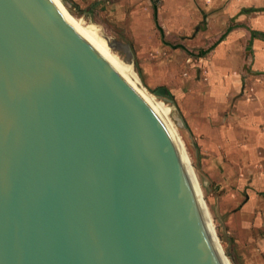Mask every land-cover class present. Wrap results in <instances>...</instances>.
<instances>
[{"label": "water", "instance_id": "obj_1", "mask_svg": "<svg viewBox=\"0 0 264 264\" xmlns=\"http://www.w3.org/2000/svg\"><path fill=\"white\" fill-rule=\"evenodd\" d=\"M199 202L167 126L57 4L0 0V264H224Z\"/></svg>", "mask_w": 264, "mask_h": 264}, {"label": "rangeland", "instance_id": "obj_2", "mask_svg": "<svg viewBox=\"0 0 264 264\" xmlns=\"http://www.w3.org/2000/svg\"><path fill=\"white\" fill-rule=\"evenodd\" d=\"M61 2L99 27L115 62L148 96L171 107L172 130L229 262L264 264V45L256 62L252 48L247 54L251 32L244 30L255 22L264 27V13L236 15L264 0ZM230 25L229 40L204 56L171 46L198 53Z\"/></svg>", "mask_w": 264, "mask_h": 264}, {"label": "bare ground", "instance_id": "obj_3", "mask_svg": "<svg viewBox=\"0 0 264 264\" xmlns=\"http://www.w3.org/2000/svg\"><path fill=\"white\" fill-rule=\"evenodd\" d=\"M53 1L57 4V6L60 8V10L63 12V14L68 18V20L77 28V30L92 44V46L97 50V52L101 55V57L110 65V67L116 73H118L121 76V78L127 84H129L136 92H138L145 99V101L148 103V105L150 106L152 111L167 126V128L169 129L170 133L172 134V136L174 137V139L176 141L178 151L181 155V159H182V161H183V163L187 169V173H188V176L190 177V180H191L192 186L194 188L195 194L197 196V199L200 201L199 203L201 204V198H200V193H199V190L197 187V183L191 174L188 163L186 161V157L183 154L181 145H180L179 141L176 140V138H175L176 132L174 133V131L172 130V127H171V123L169 120V114L171 113V107L165 105L162 102H158V101L154 100L153 98H151L150 96H148L144 92V90L142 89L140 83L133 76L128 74L124 69H122L115 62L114 57L108 48L106 39L100 33L99 27H97L93 24H88V23L84 22L82 19L76 18L73 15H71L67 11V9L64 7L61 0H53ZM204 217H205V222H206V226L208 228V231L211 232V235L213 236V234H212L213 225H212V222L209 218V215H205ZM215 245H217V241H216ZM221 258H222L224 264H231L227 258H224L223 256H221Z\"/></svg>", "mask_w": 264, "mask_h": 264}, {"label": "crops", "instance_id": "obj_4", "mask_svg": "<svg viewBox=\"0 0 264 264\" xmlns=\"http://www.w3.org/2000/svg\"><path fill=\"white\" fill-rule=\"evenodd\" d=\"M262 14L264 13V6H254V5H251V6H247V7H242L239 9L238 13L236 14L237 16L238 15H241V16H247V15H251V14ZM249 30L251 32L250 34V40H249V47L250 49L252 50L251 52V56L252 57H256L255 60L257 59L256 62H260V59L263 57L262 55L258 54V47L261 46L260 44H263L264 45V40H263V36H264V27L260 24H256L253 23L252 26H248V28H245L244 30ZM231 34V33H230ZM229 36L230 35H227V37H225L221 42H226L228 41L229 39ZM252 38V39H251ZM251 41V43H250ZM220 42V43H221ZM219 43V44H220ZM218 44V45H219ZM217 45V46H218ZM221 45H219L220 47ZM222 47V46H221ZM227 49V48H226ZM228 50V49H227ZM257 56L260 58L258 59ZM228 59V57H226ZM247 73H252L255 77H263L261 76L263 71H253L252 68H249V70L247 69ZM245 83V81H244ZM246 85V84H245Z\"/></svg>", "mask_w": 264, "mask_h": 264}, {"label": "flooded vegetation", "instance_id": "obj_5", "mask_svg": "<svg viewBox=\"0 0 264 264\" xmlns=\"http://www.w3.org/2000/svg\"><path fill=\"white\" fill-rule=\"evenodd\" d=\"M154 8H155V19L157 18V19H156V20H157V21H156V25H157V27L159 28V30H160V32H161L162 39L164 40L165 43H168V42H166V40H165V34H164L163 29H162V28L160 27V25L158 24V8H157V6H155ZM230 27H232V29H233L235 26H234V25H230L228 28H230ZM228 28H227V30H228ZM232 29H231V30H232ZM227 30H226V31H227ZM231 30H230V31H231ZM230 31H229V32H230ZM229 32H228V33H229ZM225 33H226V32H225ZM228 33H227V34H228ZM227 34H226V35H227ZM221 37H222V36H221ZM221 37H220V38H221ZM225 37H226V36H225ZM225 37H224V38H225ZM220 38H219V39H220ZM224 38H223V39H224ZM219 39H218V40H219ZM223 39H222V40H223ZM218 40H217V41H218ZM222 40H221V41H222ZM217 41H216V42H217ZM221 41H219L217 44H215L216 42L213 43L211 46H209V47L206 48V49H202V50H200L198 53H195V52H193V51L188 50L183 44H176V45H171V46H172L174 49H182V50H184V51L187 52L190 56L198 55L199 57H201V56H204V55L208 54L210 51H212L214 48H216L217 45H218ZM249 51H250V47L248 46V47H247V54L249 53ZM247 69L249 70V68H247Z\"/></svg>", "mask_w": 264, "mask_h": 264}]
</instances>
